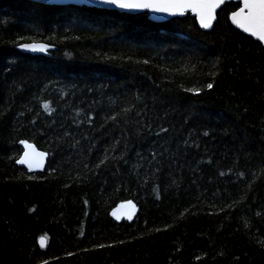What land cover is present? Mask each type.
Returning a JSON list of instances; mask_svg holds the SVG:
<instances>
[{
    "label": "trees",
    "instance_id": "obj_1",
    "mask_svg": "<svg viewBox=\"0 0 264 264\" xmlns=\"http://www.w3.org/2000/svg\"><path fill=\"white\" fill-rule=\"evenodd\" d=\"M232 7L204 32L190 14L0 0V264H264V46ZM21 140L44 172L18 166ZM129 201L138 216L117 220Z\"/></svg>",
    "mask_w": 264,
    "mask_h": 264
},
{
    "label": "snow or ice",
    "instance_id": "obj_2",
    "mask_svg": "<svg viewBox=\"0 0 264 264\" xmlns=\"http://www.w3.org/2000/svg\"><path fill=\"white\" fill-rule=\"evenodd\" d=\"M97 3L108 5L119 9L123 12H150L161 16H184L191 13L199 25L200 29L208 30L213 29L215 23L218 22V10H224L229 3L233 5L232 10L228 11L226 19L239 29L242 33H246L249 37L255 38L261 45H264V0H97ZM24 39V37H21ZM79 39V37H77ZM15 47L23 51L32 53H45L48 46L42 43H18L13 42ZM99 55V54H98ZM117 57L108 56L106 60H115ZM129 59H131L129 57ZM140 63V61H137ZM143 64H149V60L142 61ZM209 75H215L210 73ZM207 89L213 88V83L206 84ZM186 92H191L194 95H199L201 89L186 88ZM48 103L43 104L44 109L49 108ZM131 109L125 108L124 112L127 113ZM117 117L113 116L111 119L115 120ZM164 131H167L166 129ZM208 135L207 132L204 133ZM20 143L24 147L23 155L16 160L17 164L26 165L29 171L35 168H41L44 164L47 153L38 151L36 147L26 140H21ZM104 161H101L103 163ZM28 179H35V177H28ZM232 207V205H229ZM120 208L135 209V205L131 201L127 204H121ZM132 211L128 212V218L132 216ZM117 219L119 215L113 213ZM259 215V213L257 214ZM155 231H161L157 228ZM47 237L41 236L39 238V246L44 248L46 246ZM119 243L123 244L124 241ZM115 245L98 244L94 249H104L106 247H114ZM69 256L73 253H68ZM199 259V257H197ZM38 264H49L48 260L38 261Z\"/></svg>",
    "mask_w": 264,
    "mask_h": 264
},
{
    "label": "water",
    "instance_id": "obj_3",
    "mask_svg": "<svg viewBox=\"0 0 264 264\" xmlns=\"http://www.w3.org/2000/svg\"><path fill=\"white\" fill-rule=\"evenodd\" d=\"M25 1H29V2H33V3H36V4H41V5H47V6H59V7H75V8H81V7H86V8H92V9H98V10H103V11H111V12H118L120 14H125V15H133V16H136V15H141V14H147L148 17H149V20L156 23V24H163V23H166L172 19H176V18H184L186 17L188 14H190L192 17H194L191 13H187L185 14L184 16H161V15H158V14H154V13H150V12H141V13H138V12H123L119 9H115L114 7H111V6H108V5H102V4H99L97 3V0H25ZM220 10H218L219 12ZM195 18V17H194ZM216 24V23H215ZM215 26V25H214ZM234 28L235 26L232 25ZM236 29V28H235ZM202 31L204 32H210L212 31L213 29H208V30H204V29H201ZM238 31H240L239 29H236ZM241 32V31H240ZM242 33V32H241ZM244 35L248 36L246 33H243ZM249 37V36H248ZM252 38V37H251ZM255 40V38H253ZM256 41V40H255ZM258 42V41H257ZM35 43H40V42H35ZM42 44H45V43H42ZM48 46V50L47 52L45 53H32V52H27V51H23L21 50L20 48L17 47V50L22 53V54H25V55H30V56H34V57H39V56H45L47 55L48 53L50 52H53L54 51V47L48 45V44H45ZM264 46V45H263ZM34 145V144H33ZM35 146V145H34ZM36 147V146H35ZM36 149L38 151H41L39 150L37 147ZM24 152V151H23ZM43 152V151H42ZM23 155V154H22ZM48 154L46 155L45 157V160H44V164L42 165L41 168H35L33 169L32 171H29L27 166L26 165H20L18 164L19 167L21 168H24L26 169L30 174H37V173H42L45 171L46 167H47V164H48ZM132 202V201H131ZM123 204H127V202L123 203ZM133 205H135V209L134 210H131V209H128V208H120V205L117 207V209L115 210V213H117V215H119V219L117 220H120V221H133L136 219V217L138 216V213H139V207L138 205L135 203V202H132ZM129 211H132V216L131 218L129 219L128 218V212ZM46 247V246H45ZM44 247V248H45Z\"/></svg>",
    "mask_w": 264,
    "mask_h": 264
}]
</instances>
